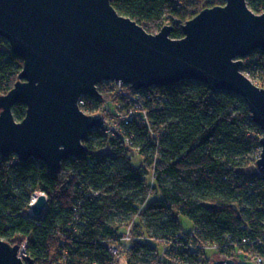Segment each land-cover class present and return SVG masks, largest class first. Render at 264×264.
<instances>
[{
  "label": "trees",
  "instance_id": "16d2710c",
  "mask_svg": "<svg viewBox=\"0 0 264 264\" xmlns=\"http://www.w3.org/2000/svg\"><path fill=\"white\" fill-rule=\"evenodd\" d=\"M247 2L254 12H264V0ZM112 4L149 32L173 25L174 38L184 36V23L196 15L183 11V0ZM23 65L0 38V95L15 85ZM243 67L252 75L264 72V51L252 52ZM140 91L150 95L148 123L135 119L126 127L134 134L132 146L93 129L84 139L87 151L64 160L56 173L39 159L23 162L0 153V238L26 243L35 264H117L119 255L127 264H209L215 257L244 264L240 258L264 257V172L251 176L241 170L256 164L263 132L244 99L193 81ZM106 95L86 97L84 109L93 112L114 100ZM118 100L127 105L121 95ZM26 110L24 103L13 106L17 120ZM104 146L110 151H100ZM135 149L144 159L140 166L131 161ZM153 189L161 197L150 198ZM36 190L48 195L41 219L29 213ZM118 213L138 218L130 220V241L122 224L110 221ZM180 215L193 221L192 231L183 230ZM141 226L169 246L165 259L153 245L136 240Z\"/></svg>",
  "mask_w": 264,
  "mask_h": 264
},
{
  "label": "water",
  "instance_id": "95a60500",
  "mask_svg": "<svg viewBox=\"0 0 264 264\" xmlns=\"http://www.w3.org/2000/svg\"><path fill=\"white\" fill-rule=\"evenodd\" d=\"M172 28L149 32L112 0H0V38L24 60L15 85L0 95V153L39 159L56 173L64 160L87 151L89 131L105 123L103 113L88 114L78 103L82 96L100 98L99 83L139 90L193 81L244 99L263 132L256 165L264 172V87L242 71L245 58L264 51V12L247 0H224L188 19L183 37H172ZM17 103L27 106L22 120L13 113ZM47 202L41 191L30 215L41 219ZM20 250L0 238V264H35Z\"/></svg>",
  "mask_w": 264,
  "mask_h": 264
},
{
  "label": "built area",
  "instance_id": "2783aa9c",
  "mask_svg": "<svg viewBox=\"0 0 264 264\" xmlns=\"http://www.w3.org/2000/svg\"><path fill=\"white\" fill-rule=\"evenodd\" d=\"M246 58L244 59L245 64ZM243 73L247 75L254 83L261 85L264 83V72L256 70L255 74L252 75L251 71L242 69ZM104 84V88L100 89V85ZM129 88V89H128ZM98 89L101 94V99L103 95H111L114 100L107 99L98 109L93 112L84 109L85 98L88 96H82L79 100V105L81 109L88 114L103 113L105 117V123L101 130L106 137L121 136L124 142L128 146H132L134 134L130 131L127 132L126 127L131 124L135 119L139 120L141 123H148V110L146 108V102L149 101L150 95H144L142 91L135 90L130 84L123 83L121 81H103L98 84ZM144 92V90H143ZM122 96L124 100H127V105L124 102L118 100L119 96ZM90 98V97H88ZM261 145L256 152V160L261 156ZM130 232V231H129ZM124 239L126 241L131 240V232L125 235ZM22 250H24L22 252ZM114 250H117L114 248ZM20 254L23 257L28 255L26 250V243L21 245ZM250 259L257 264H264V257L261 255H251ZM117 264H127L126 258L124 256H118ZM178 264H184L183 262H178Z\"/></svg>",
  "mask_w": 264,
  "mask_h": 264
},
{
  "label": "rangeland",
  "instance_id": "374dc122",
  "mask_svg": "<svg viewBox=\"0 0 264 264\" xmlns=\"http://www.w3.org/2000/svg\"><path fill=\"white\" fill-rule=\"evenodd\" d=\"M218 4H224V0H183V6H184L183 11H187V12H189V14L192 13L191 15H193V12L194 13L196 12V14H197L198 12H200L203 9L204 6H207V5L213 6V5H218ZM110 149L111 148L109 146H104V147L100 148V151H110ZM130 157H131L132 163L135 166H140L143 164V161H144L143 156H142V154H140L138 152L137 149L130 152ZM241 170L246 175H251V176L259 173V171H260V169L257 167L256 164H250L249 166H247ZM149 178L152 179V174H149V176H147V181ZM149 197L150 198H159V197H161V194L157 189H153V193ZM132 219L137 220L138 218L131 215V214H125V213L114 214L110 217V221L112 223L122 224L121 232L126 233L125 235L129 234L130 232H132L134 230V227L132 226V224H130V220H132ZM179 221H180L184 231L190 232L194 229L193 221L191 219H189L187 216L180 215ZM136 231H137V229H136ZM145 231L146 230L144 229V227H142V226L139 227L138 232H142V234L136 236V240H142V241H145V242L153 245L156 248V251L158 252L160 257H162V259H165L166 258L165 252L169 249L168 248L169 246L166 243L162 242L161 239H157L155 237H150L151 233L148 234ZM206 252H207V254L211 255L213 253V248L208 246ZM215 259H217V257H215L214 260ZM240 260L244 264H257L256 262L252 261V259L244 260V258H240Z\"/></svg>",
  "mask_w": 264,
  "mask_h": 264
},
{
  "label": "bare ground",
  "instance_id": "6f19581e",
  "mask_svg": "<svg viewBox=\"0 0 264 264\" xmlns=\"http://www.w3.org/2000/svg\"><path fill=\"white\" fill-rule=\"evenodd\" d=\"M41 191L40 190H36L33 195H32V198H31V202H30V208H29V213L30 214H33V210H32V204L33 202L35 201V199L37 198L38 195H40ZM24 250H22L23 252Z\"/></svg>",
  "mask_w": 264,
  "mask_h": 264
}]
</instances>
